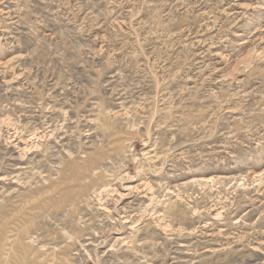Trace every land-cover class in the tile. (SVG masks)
I'll use <instances>...</instances> for the list:
<instances>
[{
  "label": "rangeland",
  "instance_id": "rangeland-1",
  "mask_svg": "<svg viewBox=\"0 0 264 264\" xmlns=\"http://www.w3.org/2000/svg\"><path fill=\"white\" fill-rule=\"evenodd\" d=\"M0 264H264V0H0Z\"/></svg>",
  "mask_w": 264,
  "mask_h": 264
}]
</instances>
